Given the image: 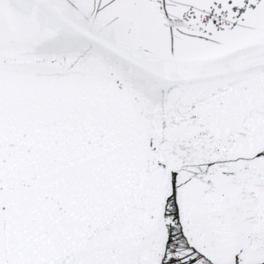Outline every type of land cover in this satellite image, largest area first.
<instances>
[{
    "label": "snow or ice",
    "instance_id": "6c2138e0",
    "mask_svg": "<svg viewBox=\"0 0 264 264\" xmlns=\"http://www.w3.org/2000/svg\"><path fill=\"white\" fill-rule=\"evenodd\" d=\"M0 264H264V0H0Z\"/></svg>",
    "mask_w": 264,
    "mask_h": 264
}]
</instances>
